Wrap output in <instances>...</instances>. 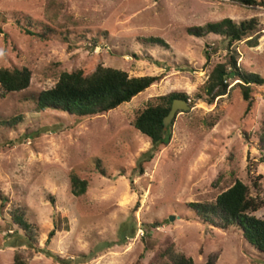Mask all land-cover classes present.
Instances as JSON below:
<instances>
[{"label": "rangeland", "instance_id": "obj_1", "mask_svg": "<svg viewBox=\"0 0 264 264\" xmlns=\"http://www.w3.org/2000/svg\"><path fill=\"white\" fill-rule=\"evenodd\" d=\"M0 12L69 38L41 41L14 21L0 24V68L32 74L27 90L6 97L0 91V264H13L18 251L26 252V264H164L167 251L193 264H264V253L237 228L210 226L189 208L215 202L236 181L252 187L258 176L264 195V86L253 88L249 113L238 87L211 102L204 86L229 43L186 32L255 18L259 45L243 41L231 50L245 70L264 77L263 7L228 0H0ZM152 37L168 47L147 43ZM99 66L163 79L94 118L36 109L32 97L53 88L63 72ZM174 92L187 94L192 110L176 117L170 145L155 150L133 125ZM149 151L153 158L143 160ZM73 174L88 182L80 197L71 193ZM16 210L36 228L32 250L12 223ZM252 215L264 219V207Z\"/></svg>", "mask_w": 264, "mask_h": 264}, {"label": "trees", "instance_id": "obj_2", "mask_svg": "<svg viewBox=\"0 0 264 264\" xmlns=\"http://www.w3.org/2000/svg\"><path fill=\"white\" fill-rule=\"evenodd\" d=\"M228 1L239 6L264 8V0ZM10 21H14L27 35L41 41L55 40L56 37L64 42L69 39L63 32H58L45 25L38 26L35 21L22 14H15L12 19H9L0 12V24ZM186 32L195 38L216 35L228 41L229 46L225 61L213 66L205 83L204 91L213 102L217 98L223 99L229 95L232 89L238 87L244 102L247 104L246 113L251 112L254 104L253 88L264 86V77L245 70L240 65L237 54L231 50V46L246 41L249 47H257L260 39L258 21L252 18L241 23H235L231 19H224L217 23H208L203 27L187 28ZM0 33H2L1 26ZM146 42L159 47H168L161 38H148ZM206 57L209 61L210 55L208 53H206ZM31 77L32 74L27 68H0L1 96L6 97L8 94L27 90L30 86ZM162 79L163 75L130 78L124 71L99 66L92 73H86L84 70L71 73L63 72L53 88L40 92L32 99L36 104V109L40 112L56 110L83 120L102 116L130 103L135 97ZM176 99L184 100L191 105L193 103L185 93H170L160 97L156 105L146 108L134 122V129L147 136L155 150L159 147H168L172 141V126L175 120L167 131L164 130V120ZM179 113L181 112H178L177 116ZM261 147L264 149V137L261 139ZM152 158L153 151L142 155L143 160L148 161ZM262 162L264 163V158ZM102 173L106 174L104 170ZM261 180L262 177L258 176L252 187L241 181H236L232 187L219 195L215 202L203 205L190 204V212L210 226L221 229L237 228L252 247L264 253V219H258L252 215L264 207ZM70 184L71 193L76 197L84 195L87 191L88 182L81 180L75 174L71 175ZM0 197L5 200L1 193ZM12 223L22 232L28 248L34 249L37 244V231L35 226L28 222L21 210L12 213ZM124 232L129 235L128 228H125ZM54 233L55 231H52L49 234V240L53 238ZM162 258L166 259L164 264H193L190 259L184 256H176L169 251L163 254ZM13 261V264H26V252H16ZM60 261L63 264H73L74 262L73 260Z\"/></svg>", "mask_w": 264, "mask_h": 264}, {"label": "water", "instance_id": "obj_3", "mask_svg": "<svg viewBox=\"0 0 264 264\" xmlns=\"http://www.w3.org/2000/svg\"><path fill=\"white\" fill-rule=\"evenodd\" d=\"M192 107L190 104L184 100L176 99L171 107V110L168 114V116L164 120V130L167 131L169 126L173 123V121L177 117L178 112H187L191 111ZM170 220H174V217H171Z\"/></svg>", "mask_w": 264, "mask_h": 264}]
</instances>
